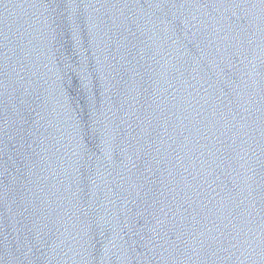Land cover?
Segmentation results:
<instances>
[{
  "label": "water",
  "instance_id": "obj_1",
  "mask_svg": "<svg viewBox=\"0 0 264 264\" xmlns=\"http://www.w3.org/2000/svg\"><path fill=\"white\" fill-rule=\"evenodd\" d=\"M0 264H264V0H0Z\"/></svg>",
  "mask_w": 264,
  "mask_h": 264
}]
</instances>
